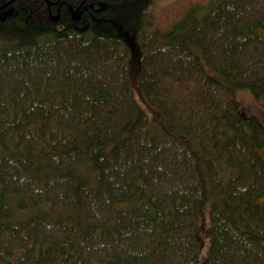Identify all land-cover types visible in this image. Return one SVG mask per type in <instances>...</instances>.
I'll use <instances>...</instances> for the list:
<instances>
[{
	"label": "trees",
	"instance_id": "trees-1",
	"mask_svg": "<svg viewBox=\"0 0 264 264\" xmlns=\"http://www.w3.org/2000/svg\"><path fill=\"white\" fill-rule=\"evenodd\" d=\"M46 1L0 21V264H186L206 216L202 264H264V0Z\"/></svg>",
	"mask_w": 264,
	"mask_h": 264
},
{
	"label": "rangeland",
	"instance_id": "rangeland-1",
	"mask_svg": "<svg viewBox=\"0 0 264 264\" xmlns=\"http://www.w3.org/2000/svg\"><path fill=\"white\" fill-rule=\"evenodd\" d=\"M209 1L210 0H159L153 5L146 7L144 12L153 17V26L150 30L165 33L170 31L179 21H181L193 5H207ZM237 100L239 106L243 110L252 113L264 123V108L262 100L257 101L247 90L243 89L237 91ZM81 172L89 180L93 176V173L88 167L84 166L81 169ZM208 229L209 219L206 216L199 221L197 234L200 241V248L194 257L186 264H202L207 257L210 243L207 235Z\"/></svg>",
	"mask_w": 264,
	"mask_h": 264
},
{
	"label": "flooded vegetation",
	"instance_id": "flooded-vegetation-1",
	"mask_svg": "<svg viewBox=\"0 0 264 264\" xmlns=\"http://www.w3.org/2000/svg\"><path fill=\"white\" fill-rule=\"evenodd\" d=\"M14 1L15 0H6L4 3L0 4V21H2V18L1 17H4L3 20H5L10 14H12L15 11ZM58 1L59 0H56V1H53V2H49L47 0L46 2L47 3L55 4ZM86 1L87 0H79L80 3L78 2L79 4H77L74 9H71L72 7H70V6H72V4L71 3H68V4H71V5H68L67 4V8H68V10H69L70 13L71 12H74V15L75 16H78V18L79 17L81 18L82 15H83V13L84 12H87L88 9H95L93 2H86ZM65 3H66V1H63V4H65ZM47 7L49 8V6H47ZM48 10H50V8ZM51 16L57 17L56 19L58 20V16L57 15H53L52 14Z\"/></svg>",
	"mask_w": 264,
	"mask_h": 264
},
{
	"label": "water",
	"instance_id": "water-1",
	"mask_svg": "<svg viewBox=\"0 0 264 264\" xmlns=\"http://www.w3.org/2000/svg\"><path fill=\"white\" fill-rule=\"evenodd\" d=\"M102 7H103V5H101V8L99 9V10H102ZM72 14H73V18L74 19H78V16H75L74 15V12H72ZM2 18V20L4 19V17H1ZM57 17H52V19H56Z\"/></svg>",
	"mask_w": 264,
	"mask_h": 264
}]
</instances>
